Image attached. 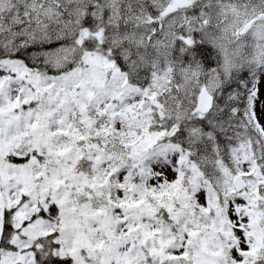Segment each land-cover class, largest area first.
Here are the masks:
<instances>
[{
  "label": "snow or ice",
  "instance_id": "6c2138e0",
  "mask_svg": "<svg viewBox=\"0 0 264 264\" xmlns=\"http://www.w3.org/2000/svg\"><path fill=\"white\" fill-rule=\"evenodd\" d=\"M0 264H264V0H0Z\"/></svg>",
  "mask_w": 264,
  "mask_h": 264
}]
</instances>
